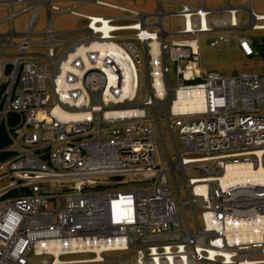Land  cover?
<instances>
[{"label": "built area", "instance_id": "2783aa9c", "mask_svg": "<svg viewBox=\"0 0 264 264\" xmlns=\"http://www.w3.org/2000/svg\"><path fill=\"white\" fill-rule=\"evenodd\" d=\"M53 1L9 0L26 5L0 33V264H264V179L233 175L264 168V74L208 71L200 54L234 37L257 55L243 32L262 15ZM51 10L83 24L57 31Z\"/></svg>", "mask_w": 264, "mask_h": 264}, {"label": "rangeland", "instance_id": "374dc122", "mask_svg": "<svg viewBox=\"0 0 264 264\" xmlns=\"http://www.w3.org/2000/svg\"><path fill=\"white\" fill-rule=\"evenodd\" d=\"M79 0H62L56 1V4L62 7L69 6ZM112 4H116L119 6H124L132 9H136L138 11H153L155 9V0H105ZM245 1V0H244ZM256 1H254L255 4ZM245 3V2H244ZM243 3V4H244ZM258 4L263 5L264 0H257ZM255 9L258 11V7L255 5ZM21 9V5L13 6V12H18ZM77 11L87 13V14H98V15H120L121 12L95 4L92 0H88L85 3L81 4ZM51 15L53 16L52 27L57 31H70L76 30L81 27L83 24V19L63 12L56 13V11L51 10ZM8 9L6 5H0V33H5L9 27V21L7 19ZM31 11L21 12L14 15L13 25L15 30L18 32L23 28L25 23L30 19ZM47 18V12L45 6H42L38 10V18L35 26V32L42 30L45 26V21ZM248 23V18L243 15L242 21L240 25H245ZM246 35H249L256 42V48L258 50L257 55H253L250 57H245L241 54L238 49L237 41L234 37H231L228 42L221 43L217 47L211 48L208 47L204 42L201 43L200 46V54H201V63L203 67H205L208 71H215L224 74H231L234 70L237 71H249L256 72L259 74H264V47L263 45H258V43L264 42V30H252L248 28L243 32ZM75 33H65L57 35V39H69L71 37H75ZM41 39L39 36H33L32 40L37 41ZM63 46H60L56 49V55L62 50ZM34 50V48H32ZM171 67V66H170ZM171 70V68H170ZM170 76H172V72L170 71ZM171 83L174 81L171 79ZM167 143L170 146V138L167 137ZM5 181H1L0 186H3ZM182 196H184V192L182 191ZM185 198V196H184ZM86 255H74V258H82ZM62 258H72L70 256H64ZM91 264V263H86Z\"/></svg>", "mask_w": 264, "mask_h": 264}, {"label": "crops", "instance_id": "0c3cea01", "mask_svg": "<svg viewBox=\"0 0 264 264\" xmlns=\"http://www.w3.org/2000/svg\"><path fill=\"white\" fill-rule=\"evenodd\" d=\"M8 1L4 0V2H1L0 5H6L7 9L10 5L12 10H13V6L21 5V7H23L24 5H26V4H19V3H13V2H8ZM178 1L187 2V3L193 4V5H198L200 2V0H178ZM254 1H256L255 4H254ZM202 2H203L205 7L213 8V9L222 8L226 4V2L228 4H230L231 6H235V7L240 8L241 11L238 13V15L240 17V22L242 21L243 15H245L249 20L247 8H251L256 14L264 15V4L263 5L258 4L257 0H245V1L244 0H202ZM53 3L56 4V0H54ZM255 5L258 7V11L255 9L256 8V7H254ZM28 11H30V10H28ZM245 25H242V26H245ZM13 28H14V25H13ZM23 30H24V26L18 32H21Z\"/></svg>", "mask_w": 264, "mask_h": 264}, {"label": "bare ground", "instance_id": "6f19581e", "mask_svg": "<svg viewBox=\"0 0 264 264\" xmlns=\"http://www.w3.org/2000/svg\"><path fill=\"white\" fill-rule=\"evenodd\" d=\"M260 18H264V15L260 16ZM264 27V26H262ZM234 176H242L243 178H255L258 180L264 179V168H260L257 172H253L251 170L245 169V170H236L233 172Z\"/></svg>", "mask_w": 264, "mask_h": 264}, {"label": "trees", "instance_id": "16d2710c", "mask_svg": "<svg viewBox=\"0 0 264 264\" xmlns=\"http://www.w3.org/2000/svg\"><path fill=\"white\" fill-rule=\"evenodd\" d=\"M258 45H263V47H264V42H262V43H258ZM1 137H0V145L1 144H4V141H2V135H0Z\"/></svg>", "mask_w": 264, "mask_h": 264}]
</instances>
